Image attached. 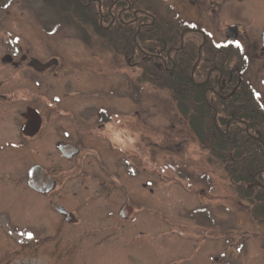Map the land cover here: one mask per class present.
<instances>
[{
	"label": "rangeland",
	"instance_id": "374dc122",
	"mask_svg": "<svg viewBox=\"0 0 264 264\" xmlns=\"http://www.w3.org/2000/svg\"><path fill=\"white\" fill-rule=\"evenodd\" d=\"M53 17L42 0L0 1V56L10 46L8 38L39 59L55 56L65 62L56 68L57 82H45L52 86L47 100L93 123L97 132L91 146L110 174H102L94 155L82 159L88 150L70 162L53 148L29 153L35 157L28 161L54 169L58 176L55 201L64 193V200L80 205L81 216L78 224L60 230L54 243H28L24 249L23 238L9 235L1 215L0 264H264V223L209 162L171 97L140 85L128 60ZM248 76L253 97L264 104L258 72L249 70ZM99 114L118 119L101 125ZM64 119V139L77 140L72 119ZM100 134L113 147L96 142ZM84 162L83 173L78 172ZM29 163L21 165L27 168ZM104 179L111 183L102 191ZM105 190L115 205L107 206ZM127 194L138 214L118 221L110 212ZM13 197L21 201L19 193ZM11 218L17 225L32 219Z\"/></svg>",
	"mask_w": 264,
	"mask_h": 264
},
{
	"label": "flooded vegetation",
	"instance_id": "af4514ba",
	"mask_svg": "<svg viewBox=\"0 0 264 264\" xmlns=\"http://www.w3.org/2000/svg\"><path fill=\"white\" fill-rule=\"evenodd\" d=\"M0 1L5 2L6 0ZM133 1L124 0L127 6L121 7L120 11L117 10L119 12L117 13L118 18L123 11L128 10L132 16L129 20L130 23H135L137 16L145 15L147 19L137 26L139 28L145 25L151 26L154 19L151 21L148 19L152 17V14L145 9H135L132 4ZM158 1L164 24H169L171 29L178 33L180 42L179 47L170 46L163 58L159 54L151 56L156 60L157 58L160 59V65L164 69L173 70L176 64V52L184 44V35L188 34L190 42H187V44L194 41V45H198V49H200L199 56L202 48L205 49L206 47V50L210 52L211 58L209 61L211 63H203V70L199 72L201 74H199V78L201 79L198 84L210 83L202 87L203 93H210V97L215 95V99L218 100L217 103L220 106L225 105V103L231 104L235 110L239 111V114L246 117V120L251 119L254 121L258 115L260 118H264V104H261L259 99L256 103L260 105L259 108L262 110L259 109L257 113L256 109L250 107L255 99L253 97L255 89L248 76L249 70L257 71L264 84V0ZM11 36L13 37V34ZM6 42L10 46L0 56V216L4 215L5 220L2 224H5V228L7 226V229L11 230L9 235H13L12 232H15V237L20 234V237L23 238L24 249L29 246L28 243L38 244L41 247L46 242L53 241L54 243L57 240L55 238L63 228L78 224L81 209L80 205L72 203L69 199L64 200V193L62 195L58 194L59 201H55V191L60 188L58 176L52 173L54 169L48 170L41 163L28 161V157L29 159L35 157V155H29V153L32 154L35 149L48 153L50 148H53L61 158L70 162L74 157L81 156L83 152L88 150L82 155V159L94 155L95 160L99 162V170L102 171V174L109 176L110 172L103 165L102 160L99 159V151H95L91 146V143L96 139L97 132L92 127L93 123L81 119L80 115L73 116V114H69L57 105L52 106L53 102L47 100L48 89L52 86L50 84L46 86L45 82L47 80L57 82L55 80L58 75L56 68L59 65L63 67L65 62L55 56L45 60L39 59L30 50L26 53L28 50L25 47L23 48L22 45L15 46L11 39L8 40L7 38ZM145 55L150 56L149 53H145ZM196 56L197 59L193 65L195 67L194 71L201 59L200 56L198 60V50ZM35 62L43 66L49 65L44 70H34L32 64ZM206 66L207 69H205ZM132 67L136 71V81L141 70H139L137 63ZM194 71L191 70L190 78H192ZM202 75L204 79L201 77ZM139 83L141 85V82ZM241 99H243L242 105L240 104ZM246 103H248L247 109L244 107ZM175 112L177 111L175 110ZM177 115L187 126L188 119H184L178 112ZM99 116L101 125L112 124L115 119H118L111 114H99ZM65 117L72 119L76 128L77 140L64 139L66 137ZM224 119L226 126L223 129V134L226 133L227 126L231 121L239 120L238 117L235 118L233 115L225 116ZM239 121L244 122L245 120L240 119ZM243 128L247 133L249 132V127L245 123H243ZM91 137L94 138L92 141ZM99 140L102 144L113 147L112 142L102 134L99 135V138L97 137L96 142H99ZM61 145L75 147L78 154L73 157L63 156L59 150ZM65 150L67 155L73 151L72 148ZM21 163H24V165L29 163V165L25 168ZM84 164L85 162L78 164L80 169L78 172L83 173ZM35 167L42 169L51 183L53 182L52 187L46 183V186H43L44 189L40 192L29 185L28 173L29 170ZM57 170L60 173L59 175H62L63 169L58 168ZM263 171L264 169H261L258 172L261 173L259 179L253 177L254 184L260 189H264ZM100 182L101 190L107 188L111 183V181L105 179L100 180ZM244 187L249 188L246 185ZM14 193H19L21 197V201L19 200L18 203L13 197ZM103 194L106 196L108 207L109 205H115L112 193L106 191ZM126 196L128 197L124 196L126 199L119 203V207L110 212L118 218V221L120 219L122 222H128L134 215L138 214L132 204V198L129 199L128 194ZM241 200L246 204L249 203L248 197H243ZM60 202H63L64 205ZM124 206L133 209L130 216L125 218L120 214V210ZM58 208L60 209L57 210ZM67 214H70V216ZM21 215L32 219L17 225L11 217L17 216L18 221H20ZM1 232L3 233V231ZM5 233L4 231L1 237L5 236ZM49 237L51 239L48 241L47 238Z\"/></svg>",
	"mask_w": 264,
	"mask_h": 264
},
{
	"label": "trees",
	"instance_id": "16d2710c",
	"mask_svg": "<svg viewBox=\"0 0 264 264\" xmlns=\"http://www.w3.org/2000/svg\"><path fill=\"white\" fill-rule=\"evenodd\" d=\"M98 1L99 5L97 0H42L48 5L53 18L80 31L82 37L91 36L104 49L128 60L131 66L137 63L141 70L138 81L171 97L175 110L188 119L187 129L209 162L220 169L234 187L237 198H249L255 219L264 223V189H260L253 181L255 177L259 179L261 173L258 172L264 169V118L258 115L254 121L246 120L231 104L220 106L215 95L210 97V93H203L202 87L210 83L198 84L201 79L199 72L203 70V63H211L210 52L206 47L202 48L200 62L190 78L197 59L198 45H194V41L187 44L190 42L188 34L184 35V44L176 52L173 70L164 69L160 59L151 56L159 54L163 58L170 46L179 47L180 42L178 33L169 24H164L158 0L132 2L135 9H145L152 14L149 21L154 19L151 26H141L138 32L136 26L147 19L145 15L137 16L132 24L129 22L132 16L128 10L123 11L118 18V11L127 6L124 0ZM201 77L204 79L203 75ZM256 101L254 99L250 107L258 113L262 109ZM247 104H244L246 109ZM229 115L245 121H231L223 134L226 126L224 117ZM243 123L249 127L248 133ZM245 185L249 188H245Z\"/></svg>",
	"mask_w": 264,
	"mask_h": 264
},
{
	"label": "water",
	"instance_id": "95a60500",
	"mask_svg": "<svg viewBox=\"0 0 264 264\" xmlns=\"http://www.w3.org/2000/svg\"><path fill=\"white\" fill-rule=\"evenodd\" d=\"M199 51H200V49H198V56H199ZM199 58H200V56L198 57V60H199ZM48 65L49 64L43 66L40 63L35 62L32 64V67L34 70H44L47 68ZM194 69H195V67L193 66L192 72L194 71ZM68 148H72L73 151L67 155L65 153V151H66L65 149H68ZM59 150H60L61 154L65 157H73L74 155L78 154V150L75 147H68V146L61 145L59 147ZM28 174H29V176H28L29 185H31L33 188H35L36 190H38L40 192L42 189H44L43 186H46V183L50 184V187H52L54 185L53 182L51 183L50 179L46 176V174L43 173L41 168H38V167L32 168L31 170H29ZM59 209L60 208H58L57 210H59ZM127 209H128V211H126ZM132 210H133L132 207L124 206L120 210V214L122 217L125 218V217L130 216V213L132 212ZM125 213H126V215H125ZM68 216H70V214Z\"/></svg>",
	"mask_w": 264,
	"mask_h": 264
},
{
	"label": "snow or ice",
	"instance_id": "6c2138e0",
	"mask_svg": "<svg viewBox=\"0 0 264 264\" xmlns=\"http://www.w3.org/2000/svg\"><path fill=\"white\" fill-rule=\"evenodd\" d=\"M259 98V97H258Z\"/></svg>",
	"mask_w": 264,
	"mask_h": 264
}]
</instances>
